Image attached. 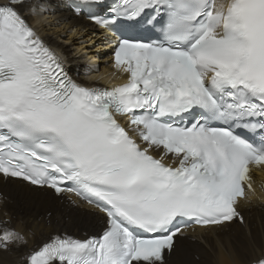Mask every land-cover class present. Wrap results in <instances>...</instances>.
Returning <instances> with one entry per match:
<instances>
[{"label":"snow or ice","instance_id":"obj_1","mask_svg":"<svg viewBox=\"0 0 264 264\" xmlns=\"http://www.w3.org/2000/svg\"><path fill=\"white\" fill-rule=\"evenodd\" d=\"M70 6L116 36L126 82L77 83L25 19L30 0H0V174L74 194L106 222L24 264H165L181 226L243 223L238 203L264 166V0ZM27 243L0 223V250Z\"/></svg>","mask_w":264,"mask_h":264},{"label":"bare ground","instance_id":"obj_2","mask_svg":"<svg viewBox=\"0 0 264 264\" xmlns=\"http://www.w3.org/2000/svg\"><path fill=\"white\" fill-rule=\"evenodd\" d=\"M22 10L45 44L65 60V68L81 84L99 83L118 72L106 65L105 37L94 25L72 13L57 0H30ZM264 177V173L261 174ZM0 223L26 236L28 243L0 250V264H24L26 255L61 234L94 236L105 226L95 210L71 204L48 190L0 178ZM244 224L232 221L216 227L188 230L175 238L165 264H248L264 252V199L241 203Z\"/></svg>","mask_w":264,"mask_h":264}]
</instances>
